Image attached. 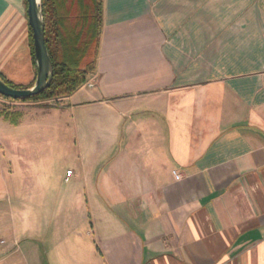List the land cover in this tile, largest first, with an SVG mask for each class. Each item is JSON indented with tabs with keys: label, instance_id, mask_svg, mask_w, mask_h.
I'll use <instances>...</instances> for the list:
<instances>
[{
	"label": "crops",
	"instance_id": "obj_1",
	"mask_svg": "<svg viewBox=\"0 0 264 264\" xmlns=\"http://www.w3.org/2000/svg\"><path fill=\"white\" fill-rule=\"evenodd\" d=\"M0 75L35 78L25 0H0ZM37 105L0 119V232L30 227L0 264H264V0H102L94 73ZM23 107L61 116L78 162L31 163L13 212Z\"/></svg>",
	"mask_w": 264,
	"mask_h": 264
},
{
	"label": "trees",
	"instance_id": "obj_2",
	"mask_svg": "<svg viewBox=\"0 0 264 264\" xmlns=\"http://www.w3.org/2000/svg\"><path fill=\"white\" fill-rule=\"evenodd\" d=\"M41 11L44 43L51 60L53 76L48 88L40 94L15 102L66 98L83 86L95 71L102 27V0H41ZM29 38L34 64L30 29ZM0 79L14 89L30 88L35 80L22 87L10 84L1 75ZM37 106L47 107L42 104ZM21 118V111H12L7 107L0 109V119L5 122L14 125Z\"/></svg>",
	"mask_w": 264,
	"mask_h": 264
},
{
	"label": "rangeland",
	"instance_id": "obj_3",
	"mask_svg": "<svg viewBox=\"0 0 264 264\" xmlns=\"http://www.w3.org/2000/svg\"><path fill=\"white\" fill-rule=\"evenodd\" d=\"M2 101L0 108H10L12 111H20L19 105H30V104H42L43 106H53L58 107L60 105L61 99H54L48 101H38V102H15L10 100H5L0 98ZM26 107H23L25 112V118L23 125L15 130V134H20L23 137L21 159H20V201H10L11 208L17 211L21 208L23 211L28 210L30 206V164H36L39 170L42 171L46 169H54V172L58 176H67L66 172H73L76 164L78 162V157L76 155L77 141L72 137V131L65 127L61 123V116H57L56 112H40L37 110L29 109L25 111ZM24 115V114H23ZM6 130L10 129L12 132V127L7 124H3ZM8 132V131H7ZM10 133V132H9ZM14 134V131L12 132ZM30 136H35L30 138ZM26 137V138H25ZM36 154V155H35ZM32 156V161H31ZM11 158L8 154H5V162ZM40 173V172H39ZM19 177V176H18ZM59 185V184H57ZM52 197H55L54 195ZM55 199V198H53ZM1 202V201H0ZM10 204L8 201H2L0 203V214L8 210ZM6 207V210H4ZM2 212V213H1ZM29 212V211H28ZM7 215V214H6ZM7 224V222H6ZM17 231L18 237L20 238L24 234H30L29 220L26 222H21L18 219L14 221L13 224H8L7 232H0V241L5 244L4 247L13 246L12 231ZM17 242L22 240L18 239ZM16 242V243H17Z\"/></svg>",
	"mask_w": 264,
	"mask_h": 264
},
{
	"label": "water",
	"instance_id": "obj_4",
	"mask_svg": "<svg viewBox=\"0 0 264 264\" xmlns=\"http://www.w3.org/2000/svg\"><path fill=\"white\" fill-rule=\"evenodd\" d=\"M26 16L33 48L35 80L30 88L14 89L0 79V96L13 101H23L40 94L50 85L53 69L44 43V26L41 0H26Z\"/></svg>",
	"mask_w": 264,
	"mask_h": 264
},
{
	"label": "built area",
	"instance_id": "obj_5",
	"mask_svg": "<svg viewBox=\"0 0 264 264\" xmlns=\"http://www.w3.org/2000/svg\"><path fill=\"white\" fill-rule=\"evenodd\" d=\"M71 173L70 172H67V175H70Z\"/></svg>",
	"mask_w": 264,
	"mask_h": 264
}]
</instances>
